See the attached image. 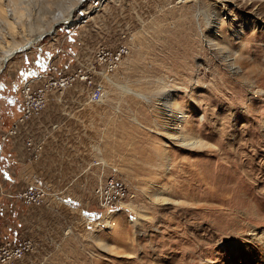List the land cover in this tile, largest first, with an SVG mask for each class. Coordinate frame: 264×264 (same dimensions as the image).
Masks as SVG:
<instances>
[{"label": "rangeland", "instance_id": "374dc122", "mask_svg": "<svg viewBox=\"0 0 264 264\" xmlns=\"http://www.w3.org/2000/svg\"><path fill=\"white\" fill-rule=\"evenodd\" d=\"M65 1L1 0L0 56ZM72 13L1 64V88L54 58L69 70L100 45L127 52L100 102L77 85L35 119L43 150L69 159L31 182L42 205L0 195V241L34 244L14 264H264V0H82ZM103 177L126 187L121 206L97 207Z\"/></svg>", "mask_w": 264, "mask_h": 264}, {"label": "built area", "instance_id": "2783aa9c", "mask_svg": "<svg viewBox=\"0 0 264 264\" xmlns=\"http://www.w3.org/2000/svg\"><path fill=\"white\" fill-rule=\"evenodd\" d=\"M126 52L124 45L113 49L100 45L91 54L74 57L69 70H62L57 58H54L44 68L13 82L19 99V113L6 128L0 129V142L18 140L28 158L37 160L43 151V139L36 136L35 119L42 114L46 105L61 101L64 92L77 85L81 86L87 102H100L105 95L108 78L118 68ZM99 183L94 190L97 207L107 210L121 206L128 194L126 187L111 177H103ZM6 194L31 206L42 205L49 196L46 188L31 182L20 190ZM33 250L34 244L28 238H21L17 242L3 239L0 241V264H14Z\"/></svg>", "mask_w": 264, "mask_h": 264}, {"label": "crops", "instance_id": "0c3cea01", "mask_svg": "<svg viewBox=\"0 0 264 264\" xmlns=\"http://www.w3.org/2000/svg\"><path fill=\"white\" fill-rule=\"evenodd\" d=\"M5 83V81L2 82V85ZM0 97V114L2 115V111L3 113L7 111L4 113V117H0L1 121L3 120L6 122L3 123L5 128L9 124L8 122L19 113V99L15 89H12L11 87H0ZM8 109L10 110L9 112ZM5 119H8L9 121H5ZM45 143L46 147L42 152L43 155L38 161H36L28 158L20 141L9 139L5 142H0L1 192L10 193L20 190L25 184L37 181V177H41L48 173L50 169H62L64 167L62 163L65 159H69L68 153L61 152L63 149L61 145H51L53 142ZM58 160H60V164L59 166H56L58 165ZM54 188L55 186L53 185L51 189ZM56 190H61V188L56 187Z\"/></svg>", "mask_w": 264, "mask_h": 264}, {"label": "bare ground", "instance_id": "6f19581e", "mask_svg": "<svg viewBox=\"0 0 264 264\" xmlns=\"http://www.w3.org/2000/svg\"><path fill=\"white\" fill-rule=\"evenodd\" d=\"M72 1L73 0H68V1L63 2L60 5V7L57 8L55 13H51L50 19L44 23V28H41L39 33L34 38H27L22 43H19L17 41H12L13 42L12 44H9L8 46L4 47L1 51L2 54L0 56V70L2 68L1 64H4V61L7 60L14 52L27 49V47H29L32 42L37 40V38L40 37V35L51 33L57 22L61 21L65 23L66 25L73 23V17H72L73 13L72 12L75 10V8H77L78 4L82 0H74L73 2ZM4 10H5V7H3L1 0H0V13H4L5 12ZM7 23H9L10 25L13 24V23L11 24L9 21ZM262 28L264 29V22H263ZM233 32L236 35L239 31L234 30ZM227 57L228 56L226 55L224 58L225 61ZM232 68L234 69V67ZM161 105H162L161 108H163V110H166L168 112V114L167 113L166 114L168 115L169 124H175L176 121H179L182 119L181 115H178L175 111H173L172 108H169L168 106H166L165 103H162ZM196 144H197L196 142L186 140L183 145L189 146V147H195Z\"/></svg>", "mask_w": 264, "mask_h": 264}]
</instances>
